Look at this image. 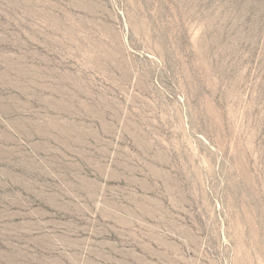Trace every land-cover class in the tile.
Returning <instances> with one entry per match:
<instances>
[{
    "label": "rangeland",
    "instance_id": "374dc122",
    "mask_svg": "<svg viewBox=\"0 0 264 264\" xmlns=\"http://www.w3.org/2000/svg\"><path fill=\"white\" fill-rule=\"evenodd\" d=\"M0 264H264V0H0Z\"/></svg>",
    "mask_w": 264,
    "mask_h": 264
}]
</instances>
